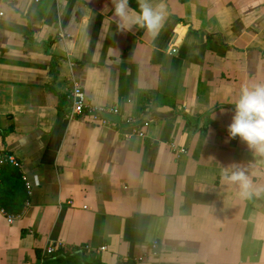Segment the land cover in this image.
Returning a JSON list of instances; mask_svg holds the SVG:
<instances>
[{"label": "crops", "instance_id": "1", "mask_svg": "<svg viewBox=\"0 0 264 264\" xmlns=\"http://www.w3.org/2000/svg\"><path fill=\"white\" fill-rule=\"evenodd\" d=\"M153 3L154 37L118 30L111 0H0V155L29 184L17 214L2 167L0 264H40L58 242L100 264H264V193L222 179L264 187V156L227 132L241 86L264 82V0ZM74 83L122 122L172 115L143 136L69 120Z\"/></svg>", "mask_w": 264, "mask_h": 264}, {"label": "clouds", "instance_id": "2", "mask_svg": "<svg viewBox=\"0 0 264 264\" xmlns=\"http://www.w3.org/2000/svg\"><path fill=\"white\" fill-rule=\"evenodd\" d=\"M111 2L113 22L120 31H132L133 28L139 27L154 37L165 23V6L154 4L153 0H137L138 11L130 6V0ZM227 132L228 139L239 137L250 149L264 156V82L245 83L241 86ZM222 179L238 184L242 198L248 199L264 193V187H255L251 177L242 169L230 174L225 169Z\"/></svg>", "mask_w": 264, "mask_h": 264}, {"label": "built area", "instance_id": "3", "mask_svg": "<svg viewBox=\"0 0 264 264\" xmlns=\"http://www.w3.org/2000/svg\"><path fill=\"white\" fill-rule=\"evenodd\" d=\"M41 0H35V2H39ZM3 17V13L0 11V18ZM66 101H67V113H66V118L69 120H74L77 118H87V120L95 125L98 126H105V127H110V128H117V124L114 122L109 121L108 119H105L103 116L105 114H113V115H118V109L114 107H109V106H100V105H95L86 100L85 93L82 89V87L78 83H74L71 90L66 96ZM125 123H132L131 119H128L125 121ZM130 136L132 135H140L143 136L144 134L141 131L136 130L135 128L132 129V131L129 134ZM169 148L173 150L177 156H183L187 153V151L183 148H180L175 142H171L169 144ZM4 165H11L16 168H19L20 164L17 159L11 155V154H3L0 155V172L1 169ZM24 180V179H23ZM25 182V186L27 191H29V184ZM0 212L4 215L5 212L2 208H0ZM7 221L8 223H12L14 221L13 216H8L7 215ZM158 243L154 241L151 245V249L153 250V253L156 254V249H157ZM65 246L58 242V243H51L48 246H46L42 253H41V260L40 264H42L43 260H45L48 257L53 256L56 252L64 249ZM106 247L102 246L99 248L98 251H105Z\"/></svg>", "mask_w": 264, "mask_h": 264}, {"label": "trees", "instance_id": "4", "mask_svg": "<svg viewBox=\"0 0 264 264\" xmlns=\"http://www.w3.org/2000/svg\"><path fill=\"white\" fill-rule=\"evenodd\" d=\"M4 167L6 168L3 171H5V173L7 174L5 176L10 177L13 181V185L16 186L15 189L17 193H16V197L14 198L15 203L11 202V206L14 204L17 205L16 209H13V211L18 214L23 209V203L27 199L28 192L25 186V182L21 174L19 173L18 169L11 165H4ZM3 175L1 176L3 177ZM44 264H100V263H98L97 261L90 260V258L84 255L82 252H77L74 250H63V251H58L53 256L46 258Z\"/></svg>", "mask_w": 264, "mask_h": 264}, {"label": "water", "instance_id": "5", "mask_svg": "<svg viewBox=\"0 0 264 264\" xmlns=\"http://www.w3.org/2000/svg\"><path fill=\"white\" fill-rule=\"evenodd\" d=\"M171 115L172 114H159L156 112H152L151 114H149L145 118L137 120L133 123L122 122L121 116H119V115L105 114L103 117L105 119H108L111 122L116 123L121 129H130V128H137V127L147 123V121H149L153 118L165 119Z\"/></svg>", "mask_w": 264, "mask_h": 264}]
</instances>
